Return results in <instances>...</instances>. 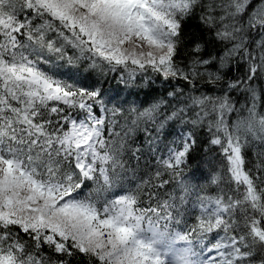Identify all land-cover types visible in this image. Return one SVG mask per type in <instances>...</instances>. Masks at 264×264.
<instances>
[{"label": "snow or ice", "instance_id": "snow-or-ice-1", "mask_svg": "<svg viewBox=\"0 0 264 264\" xmlns=\"http://www.w3.org/2000/svg\"><path fill=\"white\" fill-rule=\"evenodd\" d=\"M0 264H264V0H0Z\"/></svg>", "mask_w": 264, "mask_h": 264}, {"label": "trees", "instance_id": "trees-1", "mask_svg": "<svg viewBox=\"0 0 264 264\" xmlns=\"http://www.w3.org/2000/svg\"><path fill=\"white\" fill-rule=\"evenodd\" d=\"M198 21L191 20L188 23L187 31L189 32H198ZM230 75H234L236 73H229ZM120 81L112 79V77L108 78V82L105 84L106 88L109 89H118L120 90V99H125V95L129 100V104H125L124 111L127 113V121L130 123L132 119H135L136 114L130 113L129 109L131 107H135L139 110H143L144 108H147L149 106V103L151 101V97L155 94L163 95L167 89L171 87V85H164L160 82H156L153 85L152 90L148 89H138V88H132V89H125L124 85L119 83ZM262 82L257 81L256 82V88L257 91H259L261 87ZM201 91H203L205 94H214L213 89L207 86H201ZM131 92V95L129 94ZM147 93V94H146ZM219 93V88L217 87L215 89V94ZM234 98L239 101L241 105L246 103V97L242 93H235ZM125 123L124 120H121V124ZM181 126L175 125L174 128L176 132L179 131ZM145 128H147L149 131L145 132ZM131 142L138 147H144L147 148L149 146V139L152 137H156V133L153 130V125L150 121H147L146 119H142L139 127L135 129L134 133L129 134ZM166 139L164 137L160 138L159 147L163 149L164 143H168L172 139L175 138V132L169 131L166 133ZM257 151V147L255 146V143L250 146L249 148V162L250 164L256 160L255 153ZM134 163V162H133ZM195 173L196 181L199 185L206 186L208 188L209 192H213L215 190L214 186L211 185L210 181L212 176L217 175L218 173L223 175L224 170L222 167V162L219 154L216 152V150L213 148L210 151H202L200 149H197L196 152L193 153L192 158L189 161V167L186 170V176L191 177ZM201 173L203 175H201Z\"/></svg>", "mask_w": 264, "mask_h": 264}]
</instances>
